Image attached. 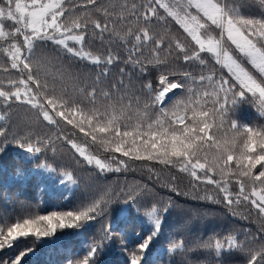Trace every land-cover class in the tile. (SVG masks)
Listing matches in <instances>:
<instances>
[{
	"label": "snow or ice",
	"instance_id": "obj_1",
	"mask_svg": "<svg viewBox=\"0 0 264 264\" xmlns=\"http://www.w3.org/2000/svg\"><path fill=\"white\" fill-rule=\"evenodd\" d=\"M259 3L262 10L257 15H246L241 0H0V53L7 57L0 71L18 74L0 80V108L5 110L0 122L10 119L14 105L27 106L35 114L27 129L0 124V154L14 144L18 159L35 163V171L53 176L55 168L36 161L47 152L55 157L61 147H67L78 163L83 161L102 174L127 170L129 161L156 163L187 174L194 188L213 185L222 197L221 201L206 194L201 199L223 202L230 211L233 205L243 204L264 220V123L240 122L232 115L241 102L249 101L264 118V0ZM171 22L182 30L187 44L174 36L165 43ZM154 24L162 25L164 34L154 32ZM105 33L127 47V63L133 67L141 72L148 66L161 69L156 87L151 82L144 85L146 98L127 92L114 95L120 92L116 84L112 90L98 87L100 77L108 75V66L119 57L94 55L86 49V41L96 36L103 40ZM49 43L66 56L100 67L94 86L86 84L69 97L66 90L58 93L42 81L44 57L37 52H44ZM170 56L198 69L199 75L167 67ZM120 86L127 87L123 81ZM61 125L70 127L71 135ZM40 126L55 131L41 135L36 131ZM76 133L81 134L80 140ZM94 146L108 156L93 151ZM59 183L75 185L76 181L64 171ZM232 186L238 190H230ZM122 194L127 204H135L142 195L131 189L114 195ZM112 195L105 190L73 210L0 218V250L29 238L43 246L57 239L58 231L81 229L104 214ZM161 211L168 209L151 205L137 217L148 231L137 234L134 242L123 229L117 233L108 225L76 264H98L105 242L111 244L116 236L127 253V264H150L151 246L162 230ZM225 240L227 250L242 254V264H264V243L247 247L238 244L234 235ZM199 246L214 249L217 257L225 249L220 239L213 243L209 238ZM182 248V242L170 238L169 253ZM34 251L25 247L11 264H22V258Z\"/></svg>",
	"mask_w": 264,
	"mask_h": 264
},
{
	"label": "trees",
	"instance_id": "obj_2",
	"mask_svg": "<svg viewBox=\"0 0 264 264\" xmlns=\"http://www.w3.org/2000/svg\"><path fill=\"white\" fill-rule=\"evenodd\" d=\"M241 2L246 5L241 8L242 13L246 15H257L262 10L259 0H254L253 3H248V0H241ZM168 28L170 31L165 38L166 44L173 36L188 43L184 39L182 30L174 22H171ZM120 30L123 31V29ZM152 30L157 34H164V27L160 24H154ZM89 36L91 37V30ZM86 49L102 58L109 53L119 57L111 66H108V75L100 77L99 88L112 90V85L116 84L120 92L114 95L127 92L130 96L144 99L147 97L144 85L151 82L153 87L157 86L161 69L148 66L146 72H141L138 67H133L132 64L127 63V47L123 46L119 40L109 39L107 33L103 40L99 36L88 39ZM145 53L150 58L148 49H145ZM163 55L162 52L161 56ZM37 56L44 57L40 79L46 80L58 93L66 90L69 97L76 95L77 90L85 87L86 84L89 88L94 86L92 82L101 71L100 67L89 64L87 61L66 56L51 43L44 52L38 51ZM212 63L210 62V67ZM0 64L7 65V57L2 53H0ZM246 66L255 75H259L250 65L246 64ZM167 67L177 68L180 71L187 69L193 75H199L198 69L184 65L182 61H176L171 56L168 58ZM121 69L124 71L121 72ZM17 76L15 70L10 69L8 73L0 71V80ZM120 81H123V85L127 87H121ZM3 111L5 110L0 108V113ZM232 115L240 122L264 123V118L258 116L257 107L249 101L241 102ZM9 116L8 121L0 122V124L5 126L10 124L16 130L27 129L35 121V114L24 105H14L9 111ZM61 127L64 128L63 125ZM36 131L43 135L51 134L55 129L40 126ZM71 131L70 127L64 128L65 134L71 135ZM75 138L80 140L81 134L76 133ZM92 150L103 157L108 156V153H103L95 146ZM16 152L15 145L9 144L6 151L0 154V218L10 219L25 212L44 215L52 211L73 210L82 202L87 203L98 198L99 194L105 190H109L113 195L104 214L85 227L58 231V238L43 246L34 244L31 238L27 242L21 241L12 248L0 250V261L11 264V261L25 247H34V252L22 258V264H76L78 260L83 259L88 244L98 242L103 235V229L108 225H111L117 233L123 229L128 234V239L133 242L138 240L137 234L146 235L148 226L142 224L137 217L150 210L151 205H155L158 209L167 207L168 211L160 212L163 221L162 230L151 246L153 251L149 255L150 264L152 262L155 264H169V262L171 264H242V254L235 249L227 250L225 237L234 235L238 244L243 242L247 247L264 243V231L261 230L264 227V220L258 217L254 209L243 204L233 205L235 212L233 214V211H230L223 202L216 203L201 199L200 197L211 194L222 201V197L218 195L213 185L199 184L194 188L191 178L175 168L150 162L129 161L127 170L102 174L83 161L78 163L67 147H61L55 157L51 152H47L41 154L36 161V163H47L55 168L56 173L53 176L35 171V163H25L18 159ZM149 168L152 171H149ZM64 171L72 173L76 181L75 185L59 183L60 174ZM121 189L139 191L142 195L137 198L135 204H127L125 203L126 194L114 195ZM230 190H238V188L232 186ZM136 209H139V212ZM252 237H255V241ZM170 238L172 242H182V250L169 253L167 250L170 247ZM209 238L213 243L216 239L225 243V249L219 257L216 256L214 249L199 246ZM97 259L98 264H127V253L118 236L111 244L105 242V251Z\"/></svg>",
	"mask_w": 264,
	"mask_h": 264
}]
</instances>
